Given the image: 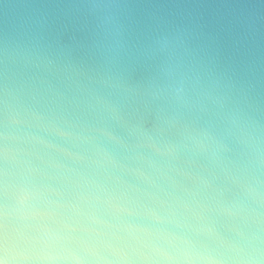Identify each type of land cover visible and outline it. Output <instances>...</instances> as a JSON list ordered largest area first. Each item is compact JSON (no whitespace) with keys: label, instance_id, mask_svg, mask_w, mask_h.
<instances>
[{"label":"clouds","instance_id":"9594fccd","mask_svg":"<svg viewBox=\"0 0 264 264\" xmlns=\"http://www.w3.org/2000/svg\"><path fill=\"white\" fill-rule=\"evenodd\" d=\"M0 0V264H264V0Z\"/></svg>","mask_w":264,"mask_h":264},{"label":"water","instance_id":"95a60500","mask_svg":"<svg viewBox=\"0 0 264 264\" xmlns=\"http://www.w3.org/2000/svg\"><path fill=\"white\" fill-rule=\"evenodd\" d=\"M14 3L20 0H13ZM182 7L193 14L203 17L214 29L216 21L220 17L228 16L237 6H243L249 3V0H181Z\"/></svg>","mask_w":264,"mask_h":264}]
</instances>
